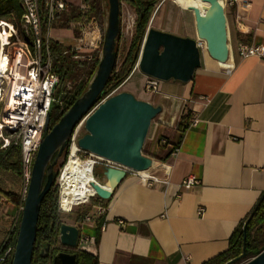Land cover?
Listing matches in <instances>:
<instances>
[{
    "label": "crops",
    "instance_id": "crops-1",
    "mask_svg": "<svg viewBox=\"0 0 264 264\" xmlns=\"http://www.w3.org/2000/svg\"><path fill=\"white\" fill-rule=\"evenodd\" d=\"M222 1L232 49L228 63L203 51L189 81L158 80L155 91L146 89L145 99L161 106L145 140L148 155L158 153L149 174L142 179L127 172L109 198L95 199L91 220L77 223L80 235L84 225L91 230L95 243L86 251L97 264H202L228 247L264 193V54L236 51L240 41L264 43V0ZM178 6L175 11L170 0H161L148 27L194 37L192 11ZM120 10L135 15L125 2ZM54 35L65 43L71 33L63 28ZM134 76L131 85L144 87L146 75L135 67L129 80ZM184 112L188 125L179 134L175 125ZM161 136L165 144L158 142ZM188 175L198 182L182 187ZM17 212L14 203L0 202V245Z\"/></svg>",
    "mask_w": 264,
    "mask_h": 264
},
{
    "label": "water",
    "instance_id": "water-1",
    "mask_svg": "<svg viewBox=\"0 0 264 264\" xmlns=\"http://www.w3.org/2000/svg\"><path fill=\"white\" fill-rule=\"evenodd\" d=\"M107 1L101 53L91 80L53 125L50 126V111L45 117L20 211L10 264H31L42 198L54 183V167L64 153L68 137L78 124L83 123L85 129L77 139L78 146L115 164L102 166V177L109 186L91 182L97 197L109 198L127 170H148L154 163L142 148L151 121L161 111V106L138 99L128 91L111 93L100 99L116 61L115 42L120 33L119 0ZM201 1L203 8L214 11L199 18L197 11L191 10L194 37L147 27L135 65L140 72L158 80L187 82L201 64L204 50L219 63L226 62L229 55L228 29L222 0ZM196 38L204 40V49L196 46ZM79 236V226L61 222L58 240L62 246L78 248ZM57 261L76 264V253L60 252L54 256V264ZM241 264H264V248Z\"/></svg>",
    "mask_w": 264,
    "mask_h": 264
},
{
    "label": "built area",
    "instance_id": "built-area-1",
    "mask_svg": "<svg viewBox=\"0 0 264 264\" xmlns=\"http://www.w3.org/2000/svg\"><path fill=\"white\" fill-rule=\"evenodd\" d=\"M23 12L19 17L18 26H14L10 20L0 19V56L4 63L0 66V149L9 146L20 149V173L21 188L19 190L18 212L14 223L8 234L0 245V264L12 252L13 248L8 243L9 233L16 225L18 214L20 213L26 195L27 186L31 174V166L42 137L45 117L51 110L52 103H56L59 109L63 106V99L54 96V91L58 83V75L51 69L52 53L51 43L57 42L65 49L74 52V58L89 60L94 53H101L103 40V29L98 25L94 16L90 15L88 3L79 0L77 3L66 0H20ZM72 5H75V15L70 18L68 26L71 36L69 41L62 43L54 35V28L62 14H71ZM224 5V4H223ZM260 23L264 26V9L260 15ZM135 15L129 10H120V39L130 38L134 29ZM198 48H205L204 40L195 39ZM229 55L232 49L229 44ZM236 51L240 56L264 54V43L238 42ZM158 79L147 77L145 89L155 91ZM71 89V84L66 83L64 93ZM111 94V93H110ZM108 96V95H107ZM79 137L75 127L68 137V153L65 163L69 159L70 150L74 146L75 154L85 160L92 159V169L96 165H115L113 162L96 156L88 151L82 150L78 144ZM158 142L166 143L167 139L159 137ZM176 147L173 145L171 152L175 153ZM154 161V160H153ZM65 163L59 169L57 177L60 206L61 196V175ZM138 178H145L140 171H132ZM194 175H188L182 179L180 185L188 188L197 183ZM95 191L87 198L96 197ZM6 201V197L0 192V202ZM72 209L66 211L69 212ZM64 211V210H63ZM198 214L202 208L197 209ZM91 220V215L86 214L83 221ZM244 223V222H243ZM94 237L88 234H81L78 239V247L86 250L87 246L94 244Z\"/></svg>",
    "mask_w": 264,
    "mask_h": 264
},
{
    "label": "trees",
    "instance_id": "trees-1",
    "mask_svg": "<svg viewBox=\"0 0 264 264\" xmlns=\"http://www.w3.org/2000/svg\"><path fill=\"white\" fill-rule=\"evenodd\" d=\"M89 4L90 15L94 16L100 27H104V9L103 1L107 0H82ZM161 0H119L128 4L135 12V24L131 37L125 49L119 52L118 41L120 33L115 42L116 61L111 74L101 92L100 99L109 95L114 91L118 85L124 82L131 75L135 68L141 44L148 27L149 20L157 4ZM23 9L20 0H0V19L10 20L14 26H18L19 17ZM75 15V5H72L71 14H62L59 18V26L67 27L71 17ZM106 19V18H105ZM52 62L51 69L58 75V83L62 84L65 89L66 83L71 84V89L67 90L61 96L63 99V106L59 109L56 103H52L49 113L50 126L53 125L60 115L71 105V103L78 98L86 89L89 81L91 80L99 61V51L95 52L93 57L89 60L75 59L74 52L65 49L57 42L51 43ZM189 114L188 112L181 113L175 128L182 133L188 125ZM68 153V144L62 154V161L60 165L54 167L53 177L54 183L51 188L43 196L38 221L36 238L33 245V252L31 261L38 255V250L35 245L48 244L50 246L61 245L58 240L59 226L61 224L62 210L58 206L59 193L57 185V177L59 169L66 161ZM10 169L15 175L19 177L20 173V149L19 147L9 146L5 149H0V168ZM95 167V166H94ZM92 169V174L96 177L95 169ZM1 190V189H0ZM7 197L9 202L19 205V193H14L10 190H1ZM97 200L101 198L96 196ZM91 207L77 208L72 215L74 221L79 223L83 220L84 216L89 213ZM71 212V211H69ZM9 233L8 243L15 244L18 222ZM264 248V193H262L256 203L253 205L251 212L245 219L244 223L239 225L231 234L228 239V247L221 253L207 259L202 264H241L252 256L256 255ZM76 253V264H97V256L91 254L86 250L74 248ZM11 254L6 257L2 264H10Z\"/></svg>",
    "mask_w": 264,
    "mask_h": 264
},
{
    "label": "bare ground",
    "instance_id": "bare-ground-1",
    "mask_svg": "<svg viewBox=\"0 0 264 264\" xmlns=\"http://www.w3.org/2000/svg\"><path fill=\"white\" fill-rule=\"evenodd\" d=\"M176 2L183 8L189 10H196L199 18L205 17L206 14L213 12L214 10L203 8V2L201 0H176ZM223 4V1H221ZM205 51V50H204ZM220 63L221 65H226ZM4 63L2 55L0 56V66ZM76 148L73 146L70 150L68 161L65 163L64 169L61 175V196L60 206L64 211H68L73 208L74 205L86 202L87 198L93 193L94 189L91 182H99L104 186H109L106 182H100L92 174V159H81L75 154ZM142 175H148V170L140 171Z\"/></svg>",
    "mask_w": 264,
    "mask_h": 264
},
{
    "label": "rangeland",
    "instance_id": "rangeland-1",
    "mask_svg": "<svg viewBox=\"0 0 264 264\" xmlns=\"http://www.w3.org/2000/svg\"><path fill=\"white\" fill-rule=\"evenodd\" d=\"M170 3H171V5L172 4L174 5V8H175L174 10L176 11V9H178V7H179L178 4L176 2H174V0L173 1L170 0ZM106 6H107L106 5V1H103V9H104L103 12H104V15H105L104 20H103L104 29H105V26H106V19H107V12H108V8ZM59 25L60 24L58 22L56 24L55 28H54V34L57 33V32H60V29H63V28L65 29V27H61ZM151 27H152V24H151ZM128 41H129V38H122L121 40L118 41L119 52H122L123 49L126 48ZM139 73H142V72L139 71ZM135 78H136V76H134L131 80H129L130 78L126 79L124 82H122L120 85H118V87L114 91H112L111 93H117V92H120V91H128V92L132 93L136 98L147 101V99H145L146 96H145V93H144L146 91L145 87H143L140 82L136 83L135 87L133 85H131L133 81H134V83L137 82V79H135ZM146 78H147V76H146ZM146 78H145V80H146ZM144 85H145V83H144ZM63 92H64L63 85L62 84H57V86L55 88V91H54V96L57 97V98H61V96L63 95ZM76 128H77L79 136H81L85 132V129L83 127V123L78 124ZM151 129L152 128L150 127V130ZM148 135H149V132H148ZM146 143L147 142H144V146L142 148V151H143L144 154L148 155V153L146 152V149H145L146 148ZM157 156H158V153H155L154 156H152V158H157ZM61 161H62V157H60L58 159L57 165H56L57 167L60 165ZM94 169H95V174H96L95 178H97V179L102 178V166L101 165H96L94 167ZM20 188H21V179L18 178L15 175V173L12 172V170L5 169V168L1 167L0 168V189L4 190V191L10 190V191H13L14 193H17V192H19ZM1 190H0V192L4 195L3 191H1ZM95 199H96V197H92V198H90L89 202H87L85 204H80L78 206H73L71 212H66V211L62 210L61 222H66L68 224L77 225V223L74 221V218L72 216L74 214V212L77 210L78 207L79 208L91 207V209H92V204L96 201ZM1 203H2V206H5V205H8L9 201L7 199L6 201H3ZM10 227H11V225L9 226V228ZM81 232L83 234H90L91 230H90V228L87 225H84L82 227V229H81ZM78 248H80V247H78Z\"/></svg>",
    "mask_w": 264,
    "mask_h": 264
},
{
    "label": "flooded vegetation",
    "instance_id": "flooded-vegetation-1",
    "mask_svg": "<svg viewBox=\"0 0 264 264\" xmlns=\"http://www.w3.org/2000/svg\"><path fill=\"white\" fill-rule=\"evenodd\" d=\"M35 249L38 250V255L31 261V264H54V256L60 252L63 253H74V248L62 246V245H55L50 246L48 244H41L35 245ZM55 264H61L58 261Z\"/></svg>",
    "mask_w": 264,
    "mask_h": 264
}]
</instances>
